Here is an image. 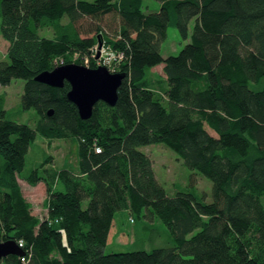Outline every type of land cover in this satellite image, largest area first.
Instances as JSON below:
<instances>
[{
	"label": "trees",
	"instance_id": "trees-1",
	"mask_svg": "<svg viewBox=\"0 0 264 264\" xmlns=\"http://www.w3.org/2000/svg\"><path fill=\"white\" fill-rule=\"evenodd\" d=\"M156 1L160 10L146 14L143 0H0L9 43L0 86L24 80L22 111L38 116L34 128L11 119L0 95V242L26 253L3 264H264V0ZM111 13L121 26L107 44L126 54L125 79L115 106L99 102L82 120L69 83L36 78L87 56L98 68L92 50L104 35L87 23ZM169 28L190 42L165 58ZM159 65L163 79L152 72ZM38 134L78 143L77 170L48 168L49 157L25 176L46 186L43 220L19 183ZM161 144L212 182L211 203L196 181L167 193L141 150ZM123 210L163 222L174 245L105 255Z\"/></svg>",
	"mask_w": 264,
	"mask_h": 264
},
{
	"label": "rangeland",
	"instance_id": "rangeland-1",
	"mask_svg": "<svg viewBox=\"0 0 264 264\" xmlns=\"http://www.w3.org/2000/svg\"><path fill=\"white\" fill-rule=\"evenodd\" d=\"M94 1V0H86ZM160 10V3L156 0H143V11L146 14L156 13ZM68 19H64L67 23ZM97 25L101 29L104 37L92 50V58L97 60L101 54L106 57L109 52L118 51L107 44V41H116L121 26V21L116 13L103 16L98 19L89 20L87 24ZM194 26V21L190 24V34ZM42 37H52V30L43 29L39 31ZM190 42L183 39L175 28H169L166 39L160 45V51L163 57L176 56ZM106 46V49H103ZM9 43L3 39L0 33V63L7 62V51ZM103 49V50H102ZM95 52V53H94ZM108 52V53H105ZM99 56V58H97ZM77 55L75 59H77ZM84 66L90 65V57H85ZM112 74L115 72L106 66H103ZM163 65L155 67L152 72L155 78H164ZM24 80L13 79L8 86H0V95L6 96L5 109L10 112L11 119L23 124L35 127L38 116L34 110L22 111V95L24 91ZM158 91V90H157ZM141 150L147 154L153 161V168L158 182L165 188L169 195H174L178 186L186 187L191 182L196 181L199 193L205 197L207 203L212 202V182L201 174L190 170L175 152L165 145H152L142 147ZM52 157V164L48 168L56 170L69 169L77 170L78 164V143L75 139L53 140L37 135L35 142L30 146L26 155L25 169L22 178L19 180L22 192L27 201L32 205V215L40 220L48 216L45 209L47 198L46 186L39 183L36 186L30 185L25 176L31 171L40 168L47 158ZM61 189V187H59ZM86 204L84 205V207ZM148 219V220H147ZM138 219L128 210H123L115 215L114 226L111 231L108 244L104 248V254H117L125 252L152 251L158 248H169L174 245L173 238L168 228L160 220L150 218Z\"/></svg>",
	"mask_w": 264,
	"mask_h": 264
},
{
	"label": "water",
	"instance_id": "water-1",
	"mask_svg": "<svg viewBox=\"0 0 264 264\" xmlns=\"http://www.w3.org/2000/svg\"><path fill=\"white\" fill-rule=\"evenodd\" d=\"M124 79L125 75L112 74L105 67L90 69L78 64H69L40 74L36 81L58 89L64 87L66 82L69 83L71 86L69 101L76 106L80 118L88 120L97 103L116 105ZM52 114L53 112L49 111L48 115ZM25 254L15 241L0 242V264L9 256L25 257Z\"/></svg>",
	"mask_w": 264,
	"mask_h": 264
},
{
	"label": "built area",
	"instance_id": "built-area-1",
	"mask_svg": "<svg viewBox=\"0 0 264 264\" xmlns=\"http://www.w3.org/2000/svg\"><path fill=\"white\" fill-rule=\"evenodd\" d=\"M103 49H106V46H104ZM105 53H108V52H105ZM125 61H126V54L122 51L109 52V54H107L106 57L103 56V53H102L100 58L97 60L98 65H102L101 67L106 66L109 69L113 70L114 72ZM19 247L22 248L23 244L20 243Z\"/></svg>",
	"mask_w": 264,
	"mask_h": 264
},
{
	"label": "crops",
	"instance_id": "crops-1",
	"mask_svg": "<svg viewBox=\"0 0 264 264\" xmlns=\"http://www.w3.org/2000/svg\"><path fill=\"white\" fill-rule=\"evenodd\" d=\"M45 209L47 210V208L45 207ZM48 211V210H47ZM113 226H114V223H113ZM113 226H112V229H113ZM112 229H111V231H112ZM111 231H110V234H111ZM110 234H109V237H110ZM108 241H109V239H108ZM108 244V243H107Z\"/></svg>",
	"mask_w": 264,
	"mask_h": 264
}]
</instances>
